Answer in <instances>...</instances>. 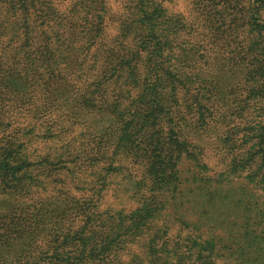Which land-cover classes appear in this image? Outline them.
<instances>
[{
	"label": "trees",
	"instance_id": "obj_1",
	"mask_svg": "<svg viewBox=\"0 0 264 264\" xmlns=\"http://www.w3.org/2000/svg\"><path fill=\"white\" fill-rule=\"evenodd\" d=\"M184 3L0 0V242L264 264V0Z\"/></svg>",
	"mask_w": 264,
	"mask_h": 264
},
{
	"label": "rangeland",
	"instance_id": "obj_2",
	"mask_svg": "<svg viewBox=\"0 0 264 264\" xmlns=\"http://www.w3.org/2000/svg\"><path fill=\"white\" fill-rule=\"evenodd\" d=\"M176 9L186 10V5L184 3V0H178V5ZM10 138H11V134H7L6 136H4V138L2 139V143L0 145L2 146V144H6ZM3 239L4 236L1 235L0 233V240ZM4 241L0 242V264H51L49 259H45V258L41 262L39 261L36 262V260L31 258L30 255H27L28 253H25L26 249L21 244L19 243L12 244V242H7L3 244Z\"/></svg>",
	"mask_w": 264,
	"mask_h": 264
}]
</instances>
